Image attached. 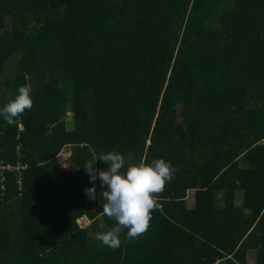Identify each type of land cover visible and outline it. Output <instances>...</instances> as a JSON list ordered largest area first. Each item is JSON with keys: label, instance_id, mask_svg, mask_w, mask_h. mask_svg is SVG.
Wrapping results in <instances>:
<instances>
[{"label": "trees", "instance_id": "1", "mask_svg": "<svg viewBox=\"0 0 264 264\" xmlns=\"http://www.w3.org/2000/svg\"><path fill=\"white\" fill-rule=\"evenodd\" d=\"M25 85L0 117V164L26 167L0 178V264H264V0H0V108ZM109 151L176 169L115 249L83 168Z\"/></svg>", "mask_w": 264, "mask_h": 264}, {"label": "clouds", "instance_id": "2", "mask_svg": "<svg viewBox=\"0 0 264 264\" xmlns=\"http://www.w3.org/2000/svg\"><path fill=\"white\" fill-rule=\"evenodd\" d=\"M30 93V86H21L15 97L0 108V117L7 124H15L18 117L31 110L33 101ZM97 160L107 165V168L97 171L93 168L94 162L83 167L93 184V187L85 189V194L90 198L95 196L96 180L101 182L103 188L107 186V190L101 194L105 201L103 211L115 220L116 226L97 234L96 239L102 245L115 249L120 246L119 237L124 229L128 230L126 235L129 239H136L148 229L151 213L157 208L154 194L164 190L166 183L173 179L176 169L169 161L155 159L122 171L125 157L116 151L102 153Z\"/></svg>", "mask_w": 264, "mask_h": 264}, {"label": "built area", "instance_id": "3", "mask_svg": "<svg viewBox=\"0 0 264 264\" xmlns=\"http://www.w3.org/2000/svg\"><path fill=\"white\" fill-rule=\"evenodd\" d=\"M24 128L21 127L20 130L22 131ZM24 170H26V167L22 166L21 164H18V165H12V164H6V163H1L0 164V178L2 179V181H5L6 179V174L7 173H16L17 174V178H18V182H19V185L22 186V181H23V173H24ZM82 221H85V222H89V225L91 224L90 223V220L87 218V217H82L80 220H79V224L81 225V227H83L84 225L82 224ZM88 225V226H89ZM88 226H84L85 228L88 227Z\"/></svg>", "mask_w": 264, "mask_h": 264}, {"label": "rangeland", "instance_id": "4", "mask_svg": "<svg viewBox=\"0 0 264 264\" xmlns=\"http://www.w3.org/2000/svg\"><path fill=\"white\" fill-rule=\"evenodd\" d=\"M69 113H70V112L68 111V114H69ZM241 165L244 166V165H245V162L242 161V162H241ZM194 197H195V192H194V191H191V192L189 193V199H190L189 207H190V208H193V207H194ZM239 197H240V200L238 201V204H240V205L242 206V203H241L242 195H240ZM216 198H217L216 205H217L218 207L222 206V205L224 204L223 194H222V193H217V194H216ZM78 223H79V221H78ZM90 223H91V221H90ZM82 224H83L84 226H88V225H89V222L82 221ZM84 226H83L82 228H85ZM255 263H256L255 254L252 253V254L250 255V259H249V263H248V264H255Z\"/></svg>", "mask_w": 264, "mask_h": 264}, {"label": "crops", "instance_id": "5", "mask_svg": "<svg viewBox=\"0 0 264 264\" xmlns=\"http://www.w3.org/2000/svg\"><path fill=\"white\" fill-rule=\"evenodd\" d=\"M96 170L98 171V169L96 168ZM224 205V204H223ZM223 205L222 206H220V207H218L219 209H222L223 208ZM84 217H87V216H84ZM88 218V217H87Z\"/></svg>", "mask_w": 264, "mask_h": 264}]
</instances>
